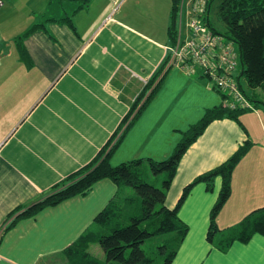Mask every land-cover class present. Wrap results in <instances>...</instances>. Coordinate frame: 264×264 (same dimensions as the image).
<instances>
[{"label": "crops", "instance_id": "crops-1", "mask_svg": "<svg viewBox=\"0 0 264 264\" xmlns=\"http://www.w3.org/2000/svg\"><path fill=\"white\" fill-rule=\"evenodd\" d=\"M42 2L44 14L50 6L56 14H43L40 27L23 37L27 59L15 39L29 28L16 35L14 44L0 40V225L12 210L37 200L95 158L171 44L172 0H90L84 8L82 0ZM65 17L71 18L74 30L62 21ZM170 73L167 85L162 83L112 154L113 165L167 158L182 132L207 109L223 104L221 93L200 70ZM251 103L253 109L246 112L264 107ZM246 112L239 121L250 134ZM214 126H222L218 141H202ZM245 135L229 118L213 120L183 154L165 204L174 207L185 185L248 141L251 147L233 171L231 195L217 215V225L223 232L264 207V144L256 145ZM221 182L217 176L211 190L200 182L188 193L177 213L188 230L172 264H264L261 234L247 243L234 241L225 251L207 240ZM120 191L111 180L101 179L86 195L20 219L2 235L0 264H67L64 249L95 226V217ZM169 199L172 204L166 203ZM94 244L88 253L108 264Z\"/></svg>", "mask_w": 264, "mask_h": 264}, {"label": "trees", "instance_id": "trees-1", "mask_svg": "<svg viewBox=\"0 0 264 264\" xmlns=\"http://www.w3.org/2000/svg\"><path fill=\"white\" fill-rule=\"evenodd\" d=\"M89 2L90 0H82L80 8H84ZM178 6L179 0H172L169 24L171 42L174 41L176 33ZM207 9L209 15L215 10L217 19L223 25L221 28L212 24L208 19L211 28L236 44L240 61V72L236 79L240 90L250 101L264 104V97L261 94V91L264 92V0H210ZM62 21L68 23L73 30L75 29L70 17H65ZM39 27L40 24H35L15 39L22 58L27 59L22 45L23 37ZM170 69L164 59L131 105L118 129L92 161L54 184L37 200L29 205L15 208L5 217L0 225V240L2 235L20 219L33 216L43 208L57 205L73 196L86 195L96 182L109 179L117 186L118 191L124 187H130L134 190L135 196L125 198L123 202L117 196V199L112 200L99 212L95 217V226L64 249L62 253L65 263L101 264L88 253L89 245L95 243L103 250L105 262L152 264L154 259L148 255L142 244L153 236L171 235L174 247H171L170 243L168 246L160 247L166 255L164 264H172L178 247L188 230L187 225L177 216L178 210L195 184L204 182L207 189L211 190L217 176L222 179L221 189L210 211L207 240L219 250L225 251L234 241L247 243L254 234L264 236V207L251 211L237 224L223 232L217 225V215L231 195L233 171L251 147L248 141L239 145L224 162L197 175L185 185L174 207L169 208L165 204L166 191L189 146L213 120L229 118L240 122L239 115L247 110L230 109L222 104L207 109L200 120L182 132L181 139L165 159L155 160L147 157L132 159L116 165L111 163L112 154L146 105L154 98ZM241 79L243 82L240 81ZM213 89L219 92L218 89ZM146 165L152 176L159 173L165 174L160 187L144 180ZM138 199H140V206L137 214L130 216L129 223L123 225L124 204H131L132 201Z\"/></svg>", "mask_w": 264, "mask_h": 264}, {"label": "built area", "instance_id": "built-area-1", "mask_svg": "<svg viewBox=\"0 0 264 264\" xmlns=\"http://www.w3.org/2000/svg\"><path fill=\"white\" fill-rule=\"evenodd\" d=\"M209 2L179 0L175 38L165 47L166 65L187 74L200 70L212 87L223 95L224 107L253 109L234 74L240 66L238 49L233 41L211 28L207 9ZM2 5L0 0V7Z\"/></svg>", "mask_w": 264, "mask_h": 264}, {"label": "rangeland", "instance_id": "rangeland-1", "mask_svg": "<svg viewBox=\"0 0 264 264\" xmlns=\"http://www.w3.org/2000/svg\"><path fill=\"white\" fill-rule=\"evenodd\" d=\"M2 1H3V5L0 7V40L6 43L14 44V38L16 37L17 34H20L24 32V30H27V28H30L31 26L41 22L43 18L42 16L44 14L42 11L43 2L42 0H2ZM55 12L56 11L54 7L50 6L45 12L44 17L52 16L56 14ZM209 19L212 24L223 28V25L217 19L215 10L210 13ZM176 72H177V69L173 67L169 70L168 74L170 73V75H172L173 73H176ZM239 72H240V66L237 67V69L234 71V74L237 76ZM167 76L163 81V84L165 83V85H167L168 83ZM202 80H204L203 81L204 83H207L205 79H202ZM240 81L243 82L242 79ZM260 108L261 110H258L257 112L255 111L246 112L247 114L246 119H248L250 134L248 133V131H245L243 126L240 124V122L233 120V119L231 120L237 124V127L241 131H243L244 134H246L245 135L246 138L249 139V137H251V140H250L251 142L253 143L256 142L257 143L256 145L263 146L264 144V107H260ZM240 116L241 114L239 115V118L241 119L242 117ZM221 129H222V126H214L205 134L206 136L201 138L202 141H207V143L209 144H215L219 139V133ZM189 155L190 154H188L185 160L188 159ZM113 157H111L112 161H113ZM144 171H145L144 180L153 184L156 187H160L165 174L159 173L157 175L152 176L150 174V170L147 165L145 166ZM181 174H179V177ZM173 193H175V189L173 190L172 194ZM134 196H135L134 190L130 187L122 188V190L120 191V195H119L120 201L122 202L125 198H130ZM166 203L172 204L171 199L167 200ZM139 206H140V199L132 201L131 204H126V205L124 204L125 213H124L123 225L129 223L130 216L137 214L138 212L137 209ZM170 236L171 235L153 236L145 240V242L142 244V247L146 250L148 255L154 259V262L152 264H164L166 255H165V252L162 251V248L160 246L162 245L168 246V244L170 243L171 244L170 246L174 247V241H172V236L170 240ZM92 247H94V250L98 249V251H101V247L98 244H94L92 245ZM108 264H119V263L116 261H110Z\"/></svg>", "mask_w": 264, "mask_h": 264}]
</instances>
